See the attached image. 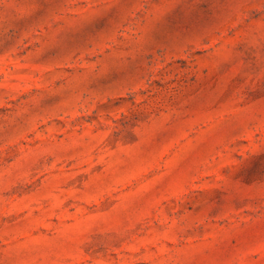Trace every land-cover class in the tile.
I'll use <instances>...</instances> for the list:
<instances>
[{
  "label": "rangeland",
  "instance_id": "1",
  "mask_svg": "<svg viewBox=\"0 0 264 264\" xmlns=\"http://www.w3.org/2000/svg\"><path fill=\"white\" fill-rule=\"evenodd\" d=\"M0 264H264V0H0Z\"/></svg>",
  "mask_w": 264,
  "mask_h": 264
}]
</instances>
